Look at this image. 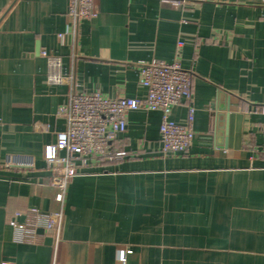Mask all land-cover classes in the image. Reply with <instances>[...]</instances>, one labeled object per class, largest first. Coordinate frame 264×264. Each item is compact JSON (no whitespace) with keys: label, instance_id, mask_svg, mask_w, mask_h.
Instances as JSON below:
<instances>
[{"label":"crops","instance_id":"crops-1","mask_svg":"<svg viewBox=\"0 0 264 264\" xmlns=\"http://www.w3.org/2000/svg\"><path fill=\"white\" fill-rule=\"evenodd\" d=\"M93 1L74 33L70 0H0V264H264V0ZM43 50L69 83L47 81ZM176 57L193 76L171 118L195 106L190 146L163 153L161 113L131 110L111 141L125 156L90 158L55 201L43 147L69 94L144 97L141 65ZM14 153L35 167H5ZM58 210L59 237L42 224Z\"/></svg>","mask_w":264,"mask_h":264},{"label":"built area","instance_id":"built-area-1","mask_svg":"<svg viewBox=\"0 0 264 264\" xmlns=\"http://www.w3.org/2000/svg\"><path fill=\"white\" fill-rule=\"evenodd\" d=\"M97 15L93 0H70L67 17L72 32L78 31L82 19H93ZM180 45L182 41L178 42ZM42 54L48 57L47 81L69 83L70 77L62 71L61 57L46 50ZM192 76L191 70L182 67L177 57L173 61L153 58L139 69V81L147 89L144 97H109L99 90L72 91L67 103L58 109V114L66 118L65 130L58 131L56 141L43 147L45 167L50 172L48 184L57 189L55 201L63 203L69 182L81 173L90 158L121 159L125 156V151L111 148V141L125 132L127 114L131 110L159 111L161 151L184 152L195 137L192 123L196 108L188 105L186 123L173 120L171 113L173 108L190 98ZM3 165L34 168L35 157L31 154H8ZM62 220L61 210L51 211L42 224L59 237ZM130 252V249H120L119 259L125 262ZM1 264L15 263L3 261Z\"/></svg>","mask_w":264,"mask_h":264},{"label":"water","instance_id":"water-1","mask_svg":"<svg viewBox=\"0 0 264 264\" xmlns=\"http://www.w3.org/2000/svg\"><path fill=\"white\" fill-rule=\"evenodd\" d=\"M226 110V109H225ZM227 116H228V114H227Z\"/></svg>","mask_w":264,"mask_h":264}]
</instances>
